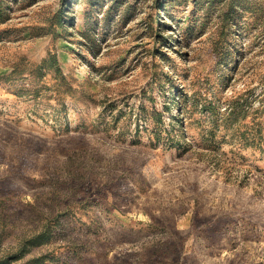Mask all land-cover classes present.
Masks as SVG:
<instances>
[{"label":"rangeland","instance_id":"rangeland-1","mask_svg":"<svg viewBox=\"0 0 264 264\" xmlns=\"http://www.w3.org/2000/svg\"><path fill=\"white\" fill-rule=\"evenodd\" d=\"M230 1L0 0L1 262L264 264V0Z\"/></svg>","mask_w":264,"mask_h":264},{"label":"trees","instance_id":"trees-1","mask_svg":"<svg viewBox=\"0 0 264 264\" xmlns=\"http://www.w3.org/2000/svg\"><path fill=\"white\" fill-rule=\"evenodd\" d=\"M237 1H240V0H231L230 4H231V7L234 5L235 2ZM161 3V1H158L157 4L159 5ZM53 58V65L52 67L55 65L57 67V64H56V59L55 57H52ZM44 237H42L41 234L35 236V237H32L29 241H28V246L30 245H33L35 243H38V242H41L43 240ZM27 251V247H26V244L22 245L20 247V250L18 251V253H15L12 257L9 258V261L8 262H11L12 260H18L20 258L23 257V255L25 254V252ZM40 260L39 258H35L34 261H38ZM5 262V261H4ZM4 262H1L0 261V264H7L8 262L4 263Z\"/></svg>","mask_w":264,"mask_h":264}]
</instances>
